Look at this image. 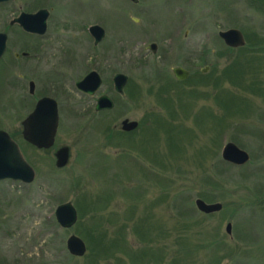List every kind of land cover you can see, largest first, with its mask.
Segmentation results:
<instances>
[{"label": "rangeland", "instance_id": "374dc122", "mask_svg": "<svg viewBox=\"0 0 264 264\" xmlns=\"http://www.w3.org/2000/svg\"><path fill=\"white\" fill-rule=\"evenodd\" d=\"M27 2L52 9L43 93L60 117L54 148L38 150L22 135L33 102L0 80V131L36 174L29 185L0 182V264H264V0ZM93 23L105 31L96 46L83 29ZM229 29L243 48L218 39ZM89 71L107 84L128 77L122 95L102 84L111 112H86L93 100L73 86ZM125 118L135 132L120 133ZM228 142L250 156L246 165L221 160ZM62 147L69 161L56 170ZM198 199L222 210L201 214ZM67 202L78 219L65 230L54 211ZM71 235L86 245L81 258L67 253Z\"/></svg>", "mask_w": 264, "mask_h": 264}, {"label": "water", "instance_id": "95a60500", "mask_svg": "<svg viewBox=\"0 0 264 264\" xmlns=\"http://www.w3.org/2000/svg\"><path fill=\"white\" fill-rule=\"evenodd\" d=\"M136 0H134L135 2ZM47 12L40 11L37 15L26 16L28 19L26 28L29 30H35L36 25H33L32 20L36 17L46 18ZM40 26V33L45 32L46 24L45 19ZM103 30L97 26L92 27V35L95 37V44L103 39ZM225 46L228 48L236 49L245 46V39L242 37V33L237 29H229L227 31L220 32L218 34ZM151 52L154 53L155 46L150 47ZM3 53V48H0V57ZM174 77L183 81L187 78L188 72L181 68L172 69ZM205 72V71H203ZM128 77L123 74H116L113 78L115 90L120 95L124 92ZM101 78L96 72H91L81 82H78L75 87L79 91L87 93L88 95H94L100 88ZM113 102L108 96H102L97 100L95 111L111 110L113 108ZM136 121H130L125 119L120 123V129L124 132L134 131L138 125ZM23 138L30 145L37 149H49L53 146L55 136L58 127V111L57 104L54 100L45 98L40 99L36 104L34 110L29 116L22 122ZM69 149L63 147L59 149L55 154V166L59 169L64 168L69 161ZM222 158L235 165H244L249 161V155L237 149L232 143H228L223 151ZM35 173L33 169L22 158L17 144L11 140L9 135L4 131H0V181L13 180L19 181L24 184H30L34 181ZM197 209L203 214L215 213L221 210L220 204H206L201 200H196L194 203ZM55 219L58 225L63 229L72 228L77 222V212L72 203L67 202L56 208ZM226 232L231 234V224L226 225ZM66 250L69 255L77 258H81L86 253V245L76 235L69 236L66 241Z\"/></svg>", "mask_w": 264, "mask_h": 264}, {"label": "flooded vegetation", "instance_id": "af4514ba", "mask_svg": "<svg viewBox=\"0 0 264 264\" xmlns=\"http://www.w3.org/2000/svg\"><path fill=\"white\" fill-rule=\"evenodd\" d=\"M27 6H28L27 0H0V48H3V53L0 57V64L3 63L6 60V58L10 59V60L8 59L5 62L4 67L2 69L0 68V76L2 77V79L0 80L2 81V83L3 81H5L6 83L7 80L11 86H20L23 90H25L26 100L31 99V101L33 102V108L31 110L32 112L36 104L40 101V99L41 100L45 98L52 99L57 103V107H58V102L51 95H46L43 93L45 90L46 91L49 90L48 88L43 87L44 70L42 68L43 67L42 57L44 50L47 48V44H45V37L50 29L52 9L45 8L43 7L42 4H39L37 2L36 4L34 3V5L31 6L32 8L29 7L30 9ZM44 10L47 12L46 18L40 16L32 20L33 25H36L35 30H29L28 28H26L28 22L26 16L28 15L34 16L37 15L40 11H44ZM44 19L46 24L45 32L40 33L39 32L40 26L43 25L42 23L44 22ZM93 24H88V25L84 24V28H83L85 33L89 36L90 39H92V36L90 35L89 28L92 27ZM12 34H14L17 38H19L13 44L10 39ZM99 55H100L99 53L94 54L95 59H97ZM52 65H53L52 71L54 70V72H57L58 66L55 64ZM91 72L93 71H89L88 73L80 77V79L75 81L73 87L81 97L93 100L92 109L89 108L88 109L89 111H86L87 113L93 112L95 114H101V113L103 114L106 112H111L105 110H103V112L102 111L96 112L95 105L98 97L102 95L108 96V94H103V93L99 94L100 90L103 87L102 84L108 86L109 92L110 90H113V92L117 95V92L115 91V87L113 85L114 84L113 76L115 74H113L111 81L107 84V82L103 83V79L101 75L98 72L94 71L97 74H99L101 78V84L98 92H96V94L93 96H90L87 93L79 91L77 87H75L78 82H81V80H83L85 76H87ZM14 74H17L19 79H13ZM56 76L57 74L53 73L50 78L48 77V79H55ZM109 86L111 89L109 88ZM28 115L26 116V118L28 117ZM59 117L60 115H59V107H58V118ZM114 129L116 128L114 127ZM120 133H124V132L120 131ZM124 134H130V133H124ZM54 146H55V142L51 148L46 149L45 151L53 149ZM38 150H42V149H38ZM58 150L59 149L55 150L54 155Z\"/></svg>", "mask_w": 264, "mask_h": 264}, {"label": "trees", "instance_id": "16d2710c", "mask_svg": "<svg viewBox=\"0 0 264 264\" xmlns=\"http://www.w3.org/2000/svg\"><path fill=\"white\" fill-rule=\"evenodd\" d=\"M138 231L141 233V236H145V239L147 238L148 235H147L146 231L144 230V228L142 226L140 227V229H138ZM126 238H127V235H126ZM111 247H113V246L112 245H110L108 247L106 246V248H111Z\"/></svg>", "mask_w": 264, "mask_h": 264}]
</instances>
